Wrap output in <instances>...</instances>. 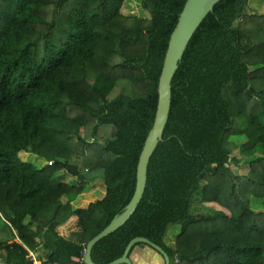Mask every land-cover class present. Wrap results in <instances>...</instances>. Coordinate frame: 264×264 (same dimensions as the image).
<instances>
[{"label": "trees", "instance_id": "16d2710c", "mask_svg": "<svg viewBox=\"0 0 264 264\" xmlns=\"http://www.w3.org/2000/svg\"><path fill=\"white\" fill-rule=\"evenodd\" d=\"M185 1L0 0V264H82L128 203ZM250 1H218L192 34L143 195L94 263L145 237L169 264H264V13ZM197 195L212 213H192Z\"/></svg>", "mask_w": 264, "mask_h": 264}, {"label": "water", "instance_id": "95a60500", "mask_svg": "<svg viewBox=\"0 0 264 264\" xmlns=\"http://www.w3.org/2000/svg\"><path fill=\"white\" fill-rule=\"evenodd\" d=\"M220 0H186L172 30L165 51L157 85V104L152 125L141 148L135 173L133 194L122 211L86 244L82 264H96L91 259V249L101 238L122 226L136 209L145 189L147 165L168 119L171 104V80L178 67L184 50L195 30L205 16ZM57 264V263H54ZM108 264H169V257L158 245L145 237H135L129 241L122 256Z\"/></svg>", "mask_w": 264, "mask_h": 264}, {"label": "rangeland", "instance_id": "374dc122", "mask_svg": "<svg viewBox=\"0 0 264 264\" xmlns=\"http://www.w3.org/2000/svg\"><path fill=\"white\" fill-rule=\"evenodd\" d=\"M249 8L252 9V10H257L258 12H263L264 13V1L262 2L261 0H251L249 2ZM135 13L134 14H137L139 12V9L135 10L134 11ZM240 140L239 139H236V142H239ZM98 142V141H97ZM260 153V150L259 149H256L255 151V154H259ZM231 155L232 156H235V157H239L238 156V150L237 149H234L232 152H231ZM20 157L23 159V160H27V161H30L32 162L33 164H35L38 168H42L46 165H49L51 163V161H46V160H43L42 157H34L32 155V153H21L20 154ZM248 160V159H240V165L236 166L235 170L238 172V173H244L246 171V167L245 165H243V163ZM75 178L71 177V176H67L66 177V181L68 182H72V180H74ZM92 188H97V187H100L101 188V185L98 183H94L91 185ZM62 199H65L64 197H62ZM255 207H258L256 205H254ZM214 211V208L213 206L209 205V204H206L204 203L201 199H200V196L197 195L194 199H193V202H192V213L194 214H209V213H212ZM179 231V225L178 224H174L172 227H170V229L168 230V233H167V236L170 237L172 240L173 237L172 235L176 234L177 232ZM166 236V237H167ZM169 240V239H168ZM169 240V242H171Z\"/></svg>", "mask_w": 264, "mask_h": 264}, {"label": "built area", "instance_id": "2783aa9c", "mask_svg": "<svg viewBox=\"0 0 264 264\" xmlns=\"http://www.w3.org/2000/svg\"><path fill=\"white\" fill-rule=\"evenodd\" d=\"M31 259L35 261V264H38V262L35 260L34 256H32Z\"/></svg>", "mask_w": 264, "mask_h": 264}]
</instances>
